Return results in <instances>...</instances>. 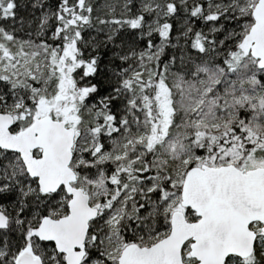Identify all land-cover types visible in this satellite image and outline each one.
<instances>
[{
    "label": "snow or ice",
    "instance_id": "obj_1",
    "mask_svg": "<svg viewBox=\"0 0 264 264\" xmlns=\"http://www.w3.org/2000/svg\"><path fill=\"white\" fill-rule=\"evenodd\" d=\"M0 264H264V0H0Z\"/></svg>",
    "mask_w": 264,
    "mask_h": 264
},
{
    "label": "trees",
    "instance_id": "obj_2",
    "mask_svg": "<svg viewBox=\"0 0 264 264\" xmlns=\"http://www.w3.org/2000/svg\"><path fill=\"white\" fill-rule=\"evenodd\" d=\"M50 3H51V0H50ZM21 15H24L23 12H21ZM183 25V19L181 17H178L177 18V23H176V28L179 29L181 26ZM174 35L178 36L179 33H175ZM182 42V41H181Z\"/></svg>",
    "mask_w": 264,
    "mask_h": 264
}]
</instances>
